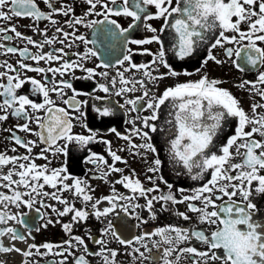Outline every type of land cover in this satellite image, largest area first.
<instances>
[{"label":"snow or ice","instance_id":"snow-or-ice-1","mask_svg":"<svg viewBox=\"0 0 264 264\" xmlns=\"http://www.w3.org/2000/svg\"><path fill=\"white\" fill-rule=\"evenodd\" d=\"M86 2L87 9L80 15H76L67 0H63V6H57L54 0H47L50 11L42 10L37 0H0V20H11L13 16L31 17L34 21L31 27L37 33H42L44 40L42 43L34 39L32 35L19 31L15 23L0 27V32L4 33V39L13 40L22 37L28 43L38 46L35 52L27 45L19 49L8 45L2 46L3 50L9 53L19 52L21 57H27L36 63H26L23 59L17 61L19 67L10 62L4 63L3 66L7 71H0V96H2L0 120H6L10 115L21 117L24 122L17 123L15 127L34 134L36 138L23 137L14 133L11 136V139L15 141L12 145L13 152L16 151L17 145L22 146L26 151L17 155L0 152V168L9 164L13 165L7 172L0 170V177H2L0 186L10 190L9 192L0 191V204H3V207H0V237L10 234L13 241L18 239L25 242L32 237V225L28 222L26 213L12 211L8 205L11 203L16 209H21L22 206L32 209L37 202L45 208L57 211L58 215L70 213L71 220L63 222L62 227L74 237L58 242L44 241L40 244L33 242L27 245V251L19 248L15 243L6 246L0 240V251H17L25 257L33 254L32 249L40 255L60 254L59 264H66L67 256L63 253L68 252L73 256L74 264H90L85 256V253L90 251L87 242L83 236L73 233L72 225L76 221H86L90 211L99 218L113 213L117 207L129 213L130 207H140V205H133L130 196L121 194L115 188L112 189V194L94 197V186L88 180L74 177L71 183L68 182L72 174L68 172L65 164L57 167H51L50 164L40 165L35 162L34 156L50 160L51 157L47 156L46 152L52 153V157L57 154L66 155L69 143L75 142L83 147L92 141L101 140L106 141L112 164H108L107 159L98 152H90L85 159L90 160L95 157L97 159L93 162L104 163L107 172L121 173L118 182L131 190L133 195L147 197L143 207H146L153 217L156 216L153 209L155 200H163L166 205L168 202L176 204L179 201H192L187 203V208L197 216V220L190 226L168 224L155 228V233L145 232L142 235H134L131 239L114 230L111 222L106 228L101 229L103 233L111 235L124 245H131L133 252H139L140 257L144 256V252L134 242L146 248L144 237L159 234L168 246L163 248V257L152 256L155 264H161V261L163 264H174V261L169 259L174 253L176 264H178L180 254L184 252L193 254L192 264H209L210 261L215 260L221 261V264H264V211H260L258 205L251 199L254 182L256 191L264 194V113L256 112L258 107H264V102L253 103L250 115L243 107L241 100L228 88L220 86L221 82L218 79L210 78L207 72L201 74L198 79L179 81L167 86L159 94L155 89L162 78L180 75V72L173 68L167 59L164 40L160 35L166 31L174 56L180 59L190 57L196 52L198 44H204L206 45L204 64H207L209 60L221 64L227 60L241 71L249 67L254 68L258 72V79L237 81L238 85L243 88L246 83L252 84L253 88L250 91H256L257 84L264 85V70H260L264 68V0H86ZM5 8L8 10L6 11ZM61 13L66 17L71 13V16L63 21L72 28L71 33L63 27L56 26L59 17L54 14ZM93 16L95 18H92ZM120 16L129 18L126 27L114 18ZM41 18L51 21L54 28L51 34L47 27H39ZM152 20H160V26L154 25ZM75 25L96 27L106 36L121 40L126 47L123 58L115 60V64L122 66L115 69L118 78L111 76L110 83L98 81L96 85L98 89L105 93L114 90L118 95L135 91L137 87L143 89L141 96L125 98V104L131 105L129 111L148 110V114L137 115L133 120L134 124L136 120H139L143 127L136 124L130 130L132 135L140 138L141 143L137 144L132 139V135L121 133L116 128L108 130L116 133L117 136L125 137L130 142L132 151L146 156L148 152H157L152 133L170 126V138L167 139V144L173 161L183 165L194 179L206 180L192 189V195L177 197L172 191L173 186L165 180L163 175L155 178L146 176V179L148 181H154L157 178L164 180L169 191L162 195L160 193L150 195L159 189V184L153 182L150 186H145L138 176L133 177L131 172L125 174L123 168L118 167L116 162H127L128 158L113 151L112 142L99 136L98 130L89 127L77 111H68V108L81 110L82 105L87 101L78 99L81 90L74 88L70 80L56 79V74L63 77L65 72L82 69L88 76L95 78L98 71L97 67H88L84 63L91 56H97L99 53L94 47H88L87 37L83 33L77 34ZM9 29L15 33V36ZM134 29H143L152 34L145 38L133 39L131 30ZM61 33L64 38H70L71 43L66 44V40H60V44H65L71 49L74 45L78 47L76 45L78 40L84 44V51L66 52L65 47L41 51L46 44H55L56 35ZM150 43L158 45V51L152 54L151 67L149 64L132 63L134 52L149 53L152 50L148 47L133 48L131 45ZM216 48L222 50L223 59L213 51ZM72 55H75L77 60L65 59ZM41 60L49 62V66H41L38 63ZM52 61L60 63L51 64ZM99 63L106 69L111 67V64L103 59ZM161 66L167 67L168 71H160ZM131 68L142 69L143 75L138 79L135 73L126 76L125 73ZM21 69H31L45 74L51 72L52 76L45 75L43 79L29 77L24 75ZM195 71L200 72V69L197 68ZM184 72L190 75L187 69H184ZM99 75L107 80L110 72L99 71ZM26 80L31 81L35 92L42 93L43 100L31 99L28 94H20L17 91ZM148 80L153 82L152 88L147 86ZM66 88L72 90V96L65 97ZM149 91L152 92L150 97ZM53 92L60 95L67 108L55 102L50 95ZM258 94L264 98V89L259 90ZM166 101L170 105L168 119L165 124H158L161 106ZM95 110L100 115L112 112V109L107 106H97ZM228 117L237 118L238 123L233 134L222 140L219 132L227 123ZM77 121H80L82 127L87 129V133L73 131ZM33 123L38 127H32ZM254 134H258L259 138ZM41 143L44 145V150L33 154V148ZM140 149H146L147 152H140ZM159 165L161 160L157 157L149 170L158 172ZM132 172H135V169ZM46 185L53 191H49ZM64 191H68L72 197L82 198L84 207H77L69 196L63 195ZM183 191L181 188L180 192L183 193ZM237 196L240 199H236ZM44 197L55 199L63 204V207L58 209L57 204H49ZM120 200H125L126 203H117ZM197 200L200 203H196ZM101 201L109 203L101 208L99 207ZM41 211L37 209V213ZM176 212L185 220H191L187 212L179 210ZM48 220L51 223L58 222L51 220L50 215ZM201 223L214 225V227L205 230L198 226ZM17 224L28 228L27 236L20 231ZM44 227H47V223ZM36 230L39 231V228ZM89 235H91L90 231ZM92 238L101 246L99 253L94 254L104 256L103 264H118L116 257L119 249L105 248L104 245L108 241L104 236ZM181 241H198L206 247H197L195 242L186 247H178ZM154 243L158 249L161 247L159 241ZM61 245H67V247ZM73 247L82 249L79 256L72 252ZM41 248L47 251L41 253ZM0 264H5V261L0 260ZM22 264H27V260L22 261ZM50 264H56L55 259Z\"/></svg>","mask_w":264,"mask_h":264},{"label":"flooded vegetation","instance_id":"flooded-vegetation-1","mask_svg":"<svg viewBox=\"0 0 264 264\" xmlns=\"http://www.w3.org/2000/svg\"><path fill=\"white\" fill-rule=\"evenodd\" d=\"M40 8L45 11H50L47 5V0H37ZM57 6H63V0H54ZM67 3L70 4L75 10L76 15H80L84 10L87 9L88 5L86 0H67ZM99 7V6H98ZM7 11L8 9L5 8ZM59 17L57 22V27H63L65 30L71 33L72 28L69 25L64 24L63 21L68 19L71 16V13L68 17L64 16V14H54ZM92 18H95L94 16ZM118 19L123 26H127L129 22L128 17H114ZM157 27L160 26V20H152L151 21ZM10 23H15L19 29V31L32 35L34 39L44 42L43 34L37 33L32 27L31 24L34 23L31 17H22V16H13L11 20H0V27H5ZM39 27L44 28L47 27L49 30V34L54 31L53 25L51 21L47 18H41L39 21ZM77 29V34L83 33L88 40V47H94L96 51L99 53L97 56H91V58L87 61H84L86 66L88 67H97L98 71L95 74V78L88 76L82 69H73L71 72H65L64 76L61 77L58 73L56 74V79L67 78L72 82V86L76 89H80V93L78 94V99L87 101L86 104L82 105L81 110H75L72 108H68V111H77L78 115L82 116V119L87 122L89 127L98 130V135L103 136L106 140H110L111 148L113 151H117L121 156L127 157V162L118 161L116 165L120 168H123L124 173H132L133 177L138 176L139 179L145 184V186H150L153 182L159 184V189H156L155 192L150 193V195H156L160 193L161 195L168 192V185L165 184L164 180H159L158 178L154 181H148L146 176L158 177L159 175H163L165 180H167L172 186V191L174 194L179 197L181 195L189 196L192 195V189L197 188L201 183L206 182V180H201L199 178H193L192 174L180 164H176L171 155L170 149L167 144V139L170 138V126H166L163 130H158L152 133L153 143L156 144L157 152L151 153L148 152L146 156L139 155L137 152L131 150L130 142L123 136H117L116 133L109 131L110 128H116L117 131L121 133H125L126 135H132L130 130L135 127L136 124H139L140 127H143L142 123L139 120L133 123V120L137 115L143 116L148 114L147 109H143L139 112L133 110L129 111L128 109L131 105L125 104V98L127 96H141L143 94V89L141 87H137L135 91L126 92L124 95H118L113 90L111 92L105 93L103 90L97 88V82H108L110 83L111 76H117L115 69L122 68L121 65L115 64L116 59H122L123 54L126 52V47L121 40L114 39L110 36H106L96 27H87L85 25H75ZM102 27V26H101ZM10 33L15 36L14 32ZM95 33V35H94ZM152 33L143 29H134L131 30V36L133 39H141L145 38ZM161 38L164 40V46L167 51V59L169 63L172 64L173 68H175L178 72H180L179 76H166L160 80L159 85L155 86L157 94L163 91V89L167 86L173 85L179 81L198 79L199 76L205 72L209 75L210 78L218 79L221 83L220 86L228 88L230 91L236 95L243 105V107L248 111L251 115V105L253 103L260 104L264 102V98L260 97L258 94L259 90L264 89V85L257 84L256 91H250L253 88L252 84H245V87H240L237 81H248L258 79V72L254 68H246L244 71L236 69L230 61H225L224 63H217L215 61L209 60L207 64H204V58L206 56V45L198 44L197 50L190 57H185L184 59H180L173 55L171 45L169 42V37L167 35V31L165 33H161ZM57 42L52 45H45V48L41 51H48L50 48H59L65 47L66 52L75 53L76 51H84V44L80 41H76L77 46H73L71 49L67 48L65 44H60V40H66L67 43H71V39L64 38L62 33L56 35ZM8 45L10 47H16L17 49L23 48L27 45V47L31 48L34 52L37 50V45H32L25 41L22 37L15 38L13 40L4 39V33L0 32V71H7V69L3 66L4 63L10 62L12 64H16L19 59H23L26 63H36L27 57H21L19 52L9 53L3 50L2 46ZM133 48H141L148 47L152 51L149 53L144 52H134L132 54L133 60L132 63H140V64H149L151 67L150 61L152 60V54L158 51V45L156 43H150L145 45H135L132 44ZM216 52L221 59H223V53L220 48H216L213 50ZM59 54V53H57ZM65 59L77 60L75 55L70 57H65ZM103 59L106 63H110V68H104L103 65H100L99 61ZM159 59V58H157ZM234 59V58H233ZM41 66H49V62L46 60H41L38 62ZM51 64H59L58 61H52ZM128 63V62H126ZM199 68L200 72H196L195 69ZM184 69H187L189 74H185ZM123 70V69H122ZM160 71L167 72L168 68L165 66H161ZM260 70H264L261 68ZM99 71H108L110 72V77L105 80V78L99 75ZM21 72L29 77H36L38 79H43L45 75L52 76L51 72L48 73H40L37 71H33L31 69L25 70L21 69ZM74 72V75H73ZM133 73L136 74L137 79L139 76L143 75V70H137L135 68L129 69L125 75L131 76ZM47 83V81H44ZM119 85H117L118 87ZM131 86V85H129ZM147 86L152 88L153 82L151 80L147 81ZM111 87V85H110ZM20 94H28L31 99H35L37 101L43 100L42 93H37L33 90L31 81H25L24 85L20 89L17 90ZM65 97H70L73 95L71 89L66 88ZM53 96L55 102L58 105L64 106L67 108V105L61 99L60 95L57 93H50ZM152 95V92L149 91V97ZM103 98V99H101ZM2 99V96H0ZM110 107L112 112L106 115H100L96 112V107ZM170 111V105L166 101L164 105L161 106V112L158 124H165L168 119L167 113ZM257 113H264V107H258L256 109ZM24 120L21 117H17L14 115H10L6 120H0V152H7L8 154L17 155L19 153H24L26 150L17 145V149L15 152L12 150V145L15 144V141L11 139V136L16 133L23 137L31 136L35 139V135L31 133H26L21 129L15 127L17 123H23ZM238 123L237 118L228 117L227 123L222 126V130L219 132L220 138L223 140L227 136L233 134L234 129ZM32 127H38L34 123L31 125ZM74 132H84L87 133V129L82 127L80 121H77L73 127ZM257 135L258 134H254ZM259 138V136H258ZM132 139L136 141L137 144L141 143L139 137L132 135ZM68 152L67 154H57L55 157H52V153L46 152V155L51 157L50 160H45L43 157L34 156L35 162L40 165L50 164L51 167H57L61 164H65L67 166L68 172L72 175L69 177L68 182L71 183L74 177H81L90 182L93 188L94 197H100L101 195H109L112 194V189L115 188L121 194L125 196H130L133 205L139 204L140 207H130L129 213H125L121 208L117 207L114 209L113 213L108 214L107 216H101L99 218L96 217L94 212L90 211L88 219L76 221L72 225V230L74 234H78L84 237V240L87 242L88 248L90 251L85 253L87 260L90 264H103L104 256L97 255L94 253H99L100 245L96 244L93 240V236L99 238L104 236L108 241L107 244L104 245L105 248H118L119 251L117 253V261L118 264H155L152 256L163 257L164 252L163 248L167 247V243H165L159 234L149 235L144 237V241L146 242L147 247L145 248L138 242L136 246L144 252V256L140 257V253H134L131 245H124L118 239H114L111 235L105 234L101 231V229L106 228L108 223L111 222L113 229L119 231L126 238L131 239L134 235H142L145 232L155 233V228L164 227L168 224H176L182 226H190L193 221L197 220V216L191 210L187 208V203L192 201H179L176 204H172L168 202L167 205L163 200H155L153 201V209L156 212V216L153 217L152 214L148 211L146 207H143L147 197L133 195L131 190L126 189L124 184L118 182V177L121 175L119 172H107L106 165L104 163H94L93 160L97 159L93 157L92 159H85L90 155V152H98L101 153L108 161V164H112V158L110 152L108 151V146L106 141L95 140L90 142L86 146H79L75 142L69 143L67 145ZM44 150L43 143L38 144L33 148V154ZM140 152H147L146 149H140ZM243 151V149H241ZM159 157L161 160V165L158 167V172H152L149 169L153 167L154 160ZM13 167L12 164L7 166H3L0 170L7 172L8 168ZM135 169V172L132 170ZM106 174V178L105 177ZM18 178V177H17ZM2 179V177H0ZM7 183V181H5ZM49 191H53L50 186L46 185ZM59 187V185H58ZM183 189V193L180 192V189ZM0 191L9 192L8 188L0 186ZM64 196H69L70 199L73 200L77 207H84V202L82 198L72 197L68 191L63 192ZM45 200L48 201L49 204H57V208L60 209L63 207V204L56 201L55 199H50L48 197H44ZM236 199H240L239 196ZM251 199L254 203L258 205V209L260 211H264V194H261L255 189V182L252 188V196ZM196 203H200L198 200ZM108 201H101L99 207L103 208L108 205ZM117 203L125 204V200H120ZM0 207H3V204H0ZM9 209L12 211H23L26 213V218L28 222L32 225V237H29L28 240L20 241L11 239L10 234H5L3 237H0L3 244L6 246H10L15 243L19 248L28 250L27 245L35 242L36 244H40L44 241H54L58 242L62 239H73V236H70L62 227L63 222H68L71 220V214H63L58 215L57 211H54L51 208H45L39 202L35 203L32 209H28L26 206H22L21 209H16L11 203L8 205ZM37 209H41L40 213H37ZM176 210L185 211L191 217V220H185L183 217L177 215ZM50 215L51 220L58 221L56 223H51L48 220V216ZM143 217V219H141ZM259 218V217H257ZM11 223V221H9ZM47 223V227L44 225ZM21 232H23L26 236L28 233V228L23 227L22 225H16ZM200 228L208 230L213 228L214 225H209L207 223H201L198 225ZM39 228V231L36 229ZM89 231L91 235H89ZM34 237V240H33ZM154 241H159L161 247L158 249ZM195 242L197 247L204 248L206 245L198 242V241H181L178 247H186L188 244ZM62 247H67V245H61ZM127 249V251H125ZM150 250V251H149ZM32 255L25 257L21 252L12 251V252H3L0 251V260L5 261V264H22V261L27 260V264H39V262H43V264H50L53 259H55L56 264L60 262V254L47 253V255H40L36 252L35 249H32ZM47 250L44 248L40 249V252H46ZM81 250L72 248V252H75L77 256L81 254ZM63 255L67 256L66 264H74L73 256L65 252ZM193 254L189 252H184L180 254V259L178 264H192ZM175 261V253L169 257ZM161 264L163 262L161 261ZM209 264H221V261L215 260L210 261Z\"/></svg>","mask_w":264,"mask_h":264}]
</instances>
